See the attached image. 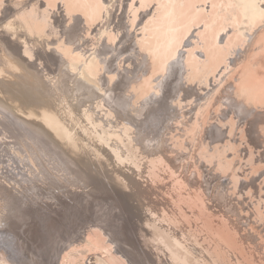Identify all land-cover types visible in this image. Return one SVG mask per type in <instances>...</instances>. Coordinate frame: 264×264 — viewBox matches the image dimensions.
<instances>
[{"label":"bare ground","instance_id":"6f19581e","mask_svg":"<svg viewBox=\"0 0 264 264\" xmlns=\"http://www.w3.org/2000/svg\"><path fill=\"white\" fill-rule=\"evenodd\" d=\"M208 1H211L209 7ZM232 6L234 10L229 11ZM218 10L212 0H3L0 23L5 25L6 33L0 34V264H46L48 257L36 254L31 240L33 213L44 209L32 201L49 193L63 200L66 199L64 193L77 191L80 187L90 189L89 194L92 191H119L120 188L127 191L130 202L127 197L120 202L130 212L136 210L142 224L134 232L143 231L145 245L152 242L151 248L142 251L141 257L146 264H195L198 261L212 264L204 246L194 240L197 237L191 227L181 225L184 221L175 208L177 202L167 187L166 176H160V169L168 163L174 165V172H179L181 165L185 172L187 168L179 161L186 154L176 158L168 154L171 148L164 130L171 118L164 116L161 119L156 112L166 111L167 117L170 114L179 117L176 106L194 94L191 89L194 83L191 85L189 81L188 85L187 82L192 75L185 71L191 66L187 57L190 53L206 60V54L194 53L200 42L208 48L210 45L215 49L221 47L220 63L222 66L223 58L229 61L224 65V68L228 66V73L233 67L243 73L264 55V0H221V11ZM226 10L232 14V25L228 24ZM126 13L128 19L131 18L129 25L140 27L142 39L138 50L124 59L119 72L138 69L140 73L116 77L114 62L106 60V53L112 45L118 48L115 46L117 39L118 44L126 42V34L122 35ZM112 22L116 23L114 27ZM242 23L249 24V28L243 30ZM89 24L95 25L96 44L91 49L86 46V50L74 44L81 41V37H87ZM201 24L203 29L198 30ZM52 27L54 32H60V41L66 47L51 44L48 46L54 48L51 52L49 48L45 51L43 45L42 49L31 45L30 37L39 39V36L41 40L47 36L45 44L55 43V39L48 36L54 33ZM229 27L233 31H229ZM193 30L198 31L191 35ZM205 32H210L212 38L211 42L205 40L204 45L202 34ZM185 33L190 35L189 42L184 40ZM221 34L227 37L224 39ZM175 45L182 51L175 49ZM160 46L161 54L169 56L167 52L171 50L178 56L172 62H166L172 56L167 60L161 57L162 62L158 64L164 63V72L153 78L155 87L150 88L149 93L145 84L149 85L151 81H147L144 74L160 60L157 53ZM225 51L227 53H223ZM53 62L56 69L51 67L52 64L50 66ZM143 67L146 69H141ZM227 70H222L223 75ZM178 73H182V77ZM223 81L224 77L221 78ZM235 84L226 89L228 93L222 98L228 107L225 108L228 115L221 117L223 127L220 131L215 128L214 132L231 130V126L228 127L230 120H227L231 112H236L238 117L247 113L248 117H254L257 133L254 138L264 153V128H259L264 124V108L256 103L257 92L248 82ZM209 85L208 82L207 89H212L206 93L208 102L212 95L221 92L217 82L213 87ZM187 86L191 88L185 90L182 98L183 92H179L178 87ZM195 86L199 88L198 83ZM213 90H216L215 94ZM138 93L141 95L139 100L135 98ZM177 95L180 102H174ZM197 95L193 98L199 100ZM249 96L254 97V101H250ZM205 133L197 132L196 144L203 146ZM194 144L189 145L190 149L193 147L191 151ZM254 148L253 154L257 150ZM208 152L202 151L203 154ZM190 156V159H198L194 153ZM223 164L226 166L228 162ZM82 196L75 198L89 203L90 198ZM131 213L128 220L135 214L134 211ZM49 218L47 214L46 224ZM144 225L151 233H145L149 230H145ZM77 235V245L101 253H94L90 260L92 264H117L122 254L133 258L120 246L115 248L118 255L114 254L97 232ZM175 238H183L186 244H180ZM165 246L168 249L163 250ZM61 253H56L55 263L64 264L65 258L72 262L70 254L63 256Z\"/></svg>","mask_w":264,"mask_h":264},{"label":"rangeland","instance_id":"374dc122","mask_svg":"<svg viewBox=\"0 0 264 264\" xmlns=\"http://www.w3.org/2000/svg\"><path fill=\"white\" fill-rule=\"evenodd\" d=\"M212 1L213 5L215 3V8L217 10L219 9L218 11H221V0ZM2 2L3 0H0V5ZM210 2L211 1L207 2V7L210 6ZM233 8L234 6H232L229 11L234 10ZM226 11L228 12L227 17L231 20H228V24L232 25V14L228 10ZM130 20L131 18L128 19L126 13L124 18L125 28H123L122 32L123 36H125V34L127 36L124 39L126 42L118 44L117 39L115 46H118V48H114V45H112L106 53V60H112L114 62L113 71L117 73L116 77L121 74L131 76L140 73V70L138 69L136 71L132 70L131 72H119L124 66V59L134 54L138 50L137 47L141 45L142 38L141 31L139 30L140 27L132 24L129 25L128 22H130ZM115 25L116 23L112 22V27ZM88 26L87 37H81V41L74 44L75 46H82L84 48L87 46L89 49L95 47L96 36L93 35L95 25L89 24ZM202 27L203 24L199 26L198 30H202ZM240 27L243 30H247L249 24L242 23ZM5 28V25L0 23V34L6 33ZM52 29L54 28L52 27ZM217 30L218 28H216V31ZM228 30L233 31L231 27H229ZM54 31L55 29L53 32ZM194 31L195 30H193V34L191 33V35H194ZM46 34L47 33L44 35L46 36ZM184 35V40L189 42L190 35L188 33H185ZM10 36L13 37V35ZM48 36L54 38L56 42L54 43L50 41V44H45L47 36L43 37L44 39L42 38L43 41L40 36L39 39L30 37L33 40V44L31 45H35V48L38 49H42L43 45L45 46L43 47L45 48V51H48L49 48L51 52L52 49H54L48 47L51 44H57L60 48L66 47L64 43L60 41V39H62L60 37V32H54L52 35L49 34ZM221 37L225 39L227 35L221 34ZM211 38L212 34L210 32L203 33L202 41L204 42V45L206 44L205 40L211 42ZM37 42L42 44L40 45ZM64 42L69 44L67 40H64ZM241 43L243 44V40ZM189 47H191V45H189ZM156 48H158V45ZM176 48L179 49V52L182 51L179 45H175V49ZM161 49L160 46L157 50L160 60H157V63L152 64L154 66L151 65L150 72H148L147 69L144 74L147 81H151V85L150 83L149 85H147L148 83L145 84L146 90L149 93L150 90H153L155 87V83L152 84L153 78L164 72V67L162 66L164 63L158 64L159 61L162 62V58L163 60H167L172 56L169 58L170 61H166L172 62L174 61L173 59L178 56L174 51V53H172L171 50L170 52H167L169 56H166V53L161 54ZM194 53L196 55L199 53L201 56L206 54L207 58L206 60H201L198 56H194L193 53H190V56H187L188 59L190 58L191 66L187 67L185 72H189L192 75L187 82L189 83L188 85H190V82L191 85L194 83V88L187 86L181 89L178 87V91L183 92V95H181L183 98L185 90L191 88L194 90V96L198 94L197 96L199 97V100L195 97L193 98V95L190 93L191 96L185 98L183 103L181 102L182 104L180 103V105H178L180 106L179 109L178 106H176L177 108L175 107L177 111L179 110L177 112L179 117L171 116L168 110V115L170 114L168 117L166 111L156 112L160 118L162 117L161 119H164V116L166 118H171V120H169L170 122H167L166 124V130H164L167 143L170 146L169 148H171V153L168 152V154H171L173 158L186 154L185 157L188 159L183 160L184 157L179 161L186 165L187 169L185 172V169L183 170V166L179 163L182 169H180L179 172H174V165L168 163L165 168H159L160 176L162 178H165L166 176L167 187L170 189L177 202L175 208L184 221L181 225L185 227L188 225V228L191 227L190 230L192 229L191 231H194L193 234L197 237L196 239L194 237V240H196L199 245L204 246L205 254L212 261V264H264V160H261L264 159V153L261 152L262 149L258 145L259 141H256L254 138V136L257 138V133L255 132L256 123H253L254 117H248L249 115L247 113L238 117L236 112H231L230 116H227V120H230V125L228 127L230 128L231 126V130L228 133L224 131L225 129L221 132H217V134L214 132L215 128H218L217 130L220 131L221 127H223L221 125V117H223V115H228L225 110V108L228 109V107L222 102V98L228 93V90L226 89L233 86L235 83V85H237L242 81L248 82L253 90H256L257 92V96L253 93L256 103L264 108V55L259 56L257 61L250 66L249 70L242 73L239 69L233 67L230 69V73H228V66L224 68V65L229 61L223 58V65L221 66L220 63L221 47L215 49L213 45H210V48H208L207 46H203L200 42L199 46L194 49ZM223 53H227V51ZM214 63L215 66H213ZM50 66L56 69L55 62L50 63ZM126 68H128V66ZM141 69L145 70L146 67ZM223 69V72H226L227 70L226 75H223ZM241 73L242 76H240ZM166 74L167 73H165V75ZM175 74L176 73H174V75ZM178 74L179 77L180 75L182 77V73ZM222 77H224L223 82H221ZM202 81L205 82L203 83ZM208 82L210 84L209 86L212 87L217 82V85L221 89V92L218 95L215 94L216 90H213L215 95L211 96L210 102L206 100L208 99V94L206 93L212 89L210 87L207 89ZM197 83L200 89L195 86ZM200 84L204 86V88H202ZM214 89H217L218 91L219 88L215 87ZM144 94L145 93H142V95ZM136 95L137 97H134L139 100L140 94L138 93ZM178 95L174 97V102H180L179 98L177 99ZM200 98L204 99V101L202 100L204 107H202L203 103ZM248 99L254 101V97L252 96H249ZM200 102L202 103V106H200ZM205 102L208 103V105ZM153 118L154 117L150 118V120ZM225 122L226 120H224V123ZM165 123L166 121H164V125ZM261 127L264 128V124L261 126L259 125V128ZM224 128L227 129V127ZM199 130L206 132L203 138V146L196 144L198 136L197 132ZM251 135L253 136V142L251 141ZM192 144L195 145L193 151H191L193 147H191V149L189 147V145L191 146ZM253 148L254 150L257 149L255 154L252 153L254 152ZM188 151H191V153L188 154ZM202 151L205 153L207 151L210 152L203 154ZM192 153H194L198 159H190ZM209 154L214 155V157L211 155L209 156ZM21 156L25 158L24 154ZM254 157L256 159L253 160ZM227 162L228 164H225L226 166H224L223 163ZM167 169L170 170V172L167 173ZM40 179H42V174H40ZM122 189L123 188H120L119 191ZM117 190L114 189L109 192L92 191L89 194L88 192L90 189L80 187L77 191L64 193L66 199L63 200L53 193H49V195L44 197H39L38 200H33L32 202L35 205L44 209V211L38 210L36 213H33L34 222L31 224V230L33 233H31V240L34 244L33 251L40 256L45 255L48 257H45L46 264H60L55 263L56 253L59 251L62 252L61 255L63 256L70 254L72 262L74 261V263H72L70 258H65L64 264H92L90 260L93 255H95L94 253H101L99 250H90L86 246L77 245L76 239L78 237L76 236H78L77 234H95L97 232L104 240V245L108 246L114 254H117L115 249L116 246H120L133 256V258H131L127 254H122L123 257L119 259V263L117 262V264H146L141 257L142 251L147 247L151 248L150 245L152 242L150 241L148 245H145L147 243L145 237H143V231L140 233L134 232L138 226L142 227V224L138 221L139 219L135 213L136 210L134 209H132L135 213L133 216L134 219L132 218V221L128 220V214L130 213L133 215V213H131L133 211L130 212L128 207L123 206L120 201L122 198H129V194L125 189H123L125 193L123 190L121 193ZM80 194L81 196L84 194V196H82L83 198L88 196L90 198L89 203L75 198V196ZM116 195L118 197H116ZM127 200L130 202V198ZM116 201L119 203H116ZM166 202L172 204V201L170 202L169 199H166ZM46 213L50 217L47 224L44 221V218L47 216ZM126 216L127 220L125 219ZM112 225L113 230L111 229ZM103 226H106L107 229ZM144 229L149 230L145 233L150 232V229L145 225ZM114 231L115 234L113 233ZM175 239L179 243L186 244V241L183 238ZM166 248V246L162 247L163 250ZM73 257H75L76 260H74L75 258L73 259ZM198 262L195 264H201L200 261Z\"/></svg>","mask_w":264,"mask_h":264}]
</instances>
